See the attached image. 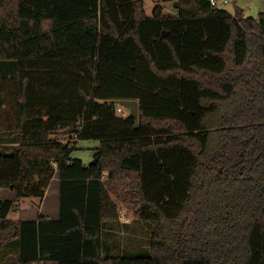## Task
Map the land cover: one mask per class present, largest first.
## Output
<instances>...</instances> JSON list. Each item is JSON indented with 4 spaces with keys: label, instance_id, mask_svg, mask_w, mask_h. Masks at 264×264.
<instances>
[{
    "label": "trees",
    "instance_id": "16d2710c",
    "mask_svg": "<svg viewBox=\"0 0 264 264\" xmlns=\"http://www.w3.org/2000/svg\"><path fill=\"white\" fill-rule=\"evenodd\" d=\"M173 1L176 15L144 0H0L19 141L0 146V189L43 197L60 178L58 219H10L0 200L11 264H264V11ZM119 99H137L139 118ZM81 139L100 141L98 161L72 157ZM117 199L150 223L147 253L105 252Z\"/></svg>",
    "mask_w": 264,
    "mask_h": 264
},
{
    "label": "rangeland",
    "instance_id": "374dc122",
    "mask_svg": "<svg viewBox=\"0 0 264 264\" xmlns=\"http://www.w3.org/2000/svg\"><path fill=\"white\" fill-rule=\"evenodd\" d=\"M157 4H162L165 6L166 10L164 12L171 13L175 12V2L173 0H144V7L148 15L153 14V10ZM237 8L244 10L246 16L257 17L260 12L264 11V0H229L226 5V9L234 13ZM2 77H0L1 82ZM15 83L10 77H7L0 89V146L15 147L19 145L18 137L16 134L12 133L16 120V103L14 94ZM69 133L67 130H60L56 133V136L61 138L63 141L69 140ZM100 145L98 139H81L76 143V148L72 152V157L80 158L85 164L89 165L96 157L97 148ZM2 148H0V152ZM9 189H0V198H4V194L9 192ZM15 193V191H13ZM38 199L41 196H33L27 198L23 205L29 211L32 207H35L38 203ZM35 210H30V214H35ZM124 211V218L126 222L122 225V228H118V251H113L117 254H123L125 256H137L139 254L147 253L150 249V237L151 228L150 223L146 220L136 219L127 210ZM12 217H19L20 212L18 210L12 211L10 213ZM26 216V215H24ZM111 226H106L105 239L106 244H109ZM8 237L10 234H7ZM6 235V236H7ZM115 243V242H114ZM15 244V242H14ZM16 245V244H15ZM13 247H10V252ZM13 261V257L11 258ZM13 263V262H12Z\"/></svg>",
    "mask_w": 264,
    "mask_h": 264
},
{
    "label": "crops",
    "instance_id": "0c3cea01",
    "mask_svg": "<svg viewBox=\"0 0 264 264\" xmlns=\"http://www.w3.org/2000/svg\"><path fill=\"white\" fill-rule=\"evenodd\" d=\"M164 10H166L165 6H163ZM175 12L166 13V14H173L176 15L178 13V10L175 9ZM87 165V164H86ZM33 197V196H30ZM29 197H17L16 193H14L12 190L9 192H6L4 194V198H0V200H13L14 201V208L10 211L18 210L20 212L19 217H12L10 216V213L8 215V218L14 219V220H24V219H38L40 216L47 217L49 219H58L60 217V178L59 174L57 173L55 177L53 178L46 194L39 200L35 207H32L30 210H35V214H30V210L27 211V208L25 205H23L24 201L27 200ZM122 212L118 219L113 220H105L102 226V234H103V242L105 247V252L112 256H122L123 254H117L113 251H118L119 248V240L117 239L118 235V228H122L126 222V218H124V209L122 208V204L119 202V199H117ZM26 215V216H24ZM110 225L111 229L110 232H112V235H110L109 244H106L105 239V232H106V226ZM11 230H3L0 232V264H11L16 258H18L19 254V245L18 241L15 237L10 239V236L8 237L7 234H11ZM7 235V236H6ZM9 239V240H8ZM7 240V241H6ZM4 241V242H3ZM15 242V244H14ZM115 242V243H114ZM10 247H13L12 251L10 252ZM13 257V261L12 258Z\"/></svg>",
    "mask_w": 264,
    "mask_h": 264
},
{
    "label": "water",
    "instance_id": "95a60500",
    "mask_svg": "<svg viewBox=\"0 0 264 264\" xmlns=\"http://www.w3.org/2000/svg\"><path fill=\"white\" fill-rule=\"evenodd\" d=\"M164 35H166V33H164ZM116 102L127 107L130 110L129 115L139 118V101L137 99H119ZM98 159L99 157H96L93 162L98 161Z\"/></svg>",
    "mask_w": 264,
    "mask_h": 264
},
{
    "label": "built area",
    "instance_id": "2783aa9c",
    "mask_svg": "<svg viewBox=\"0 0 264 264\" xmlns=\"http://www.w3.org/2000/svg\"><path fill=\"white\" fill-rule=\"evenodd\" d=\"M211 4L219 8H226V5L229 3V0H210ZM116 111L118 114L125 116L129 114V109L123 106L120 103H117ZM41 264V262L39 263Z\"/></svg>",
    "mask_w": 264,
    "mask_h": 264
}]
</instances>
